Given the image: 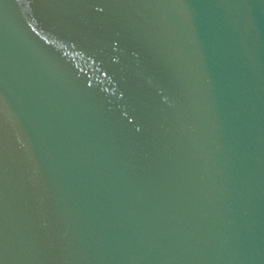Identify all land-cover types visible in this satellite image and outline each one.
<instances>
[{"label":"water","instance_id":"obj_1","mask_svg":"<svg viewBox=\"0 0 264 264\" xmlns=\"http://www.w3.org/2000/svg\"><path fill=\"white\" fill-rule=\"evenodd\" d=\"M0 264H264V0H0Z\"/></svg>","mask_w":264,"mask_h":264}]
</instances>
